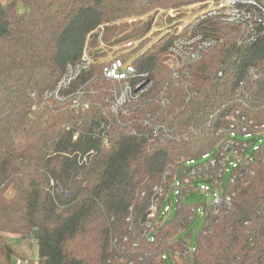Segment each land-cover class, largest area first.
Returning <instances> with one entry per match:
<instances>
[{"label": "trees", "instance_id": "1", "mask_svg": "<svg viewBox=\"0 0 264 264\" xmlns=\"http://www.w3.org/2000/svg\"><path fill=\"white\" fill-rule=\"evenodd\" d=\"M175 1L0 0V264H10L15 255L10 235L27 246L36 242L37 258L27 264H109L111 236L123 233L126 215L134 214L135 219L142 215L150 188L167 163L204 152L211 133L204 129L209 114L224 111L245 66L264 62V39L242 49L235 45L233 26L208 18L197 27H187L217 45L190 67L197 96L185 105L173 104L183 106L170 123L179 134L190 135L192 127L200 130L198 136L177 145L154 146L124 137L114 128L109 146L103 147L92 134L99 122L108 120L101 112L76 113L54 102L42 103V93L54 88L65 67L80 61L99 39L107 47L137 48L148 38L151 24L143 22L135 30V40L110 42L109 30L126 18L128 7L152 3L142 13L146 14L190 4ZM127 20L136 24L143 18ZM170 41L148 45V51L133 62L138 73L149 72L155 90L163 81L162 72L167 69L166 79L170 77L166 57ZM104 64L93 53L92 69L81 73L62 95L78 91ZM222 69L226 74L217 79ZM89 87L86 95L106 106L107 90L98 84ZM142 192L147 196L141 197ZM246 220L253 221L250 227ZM247 231L259 234L260 245L249 248L245 238L238 239ZM198 255L203 264H227L236 256L245 264H264V167L242 189L230 211L207 223Z\"/></svg>", "mask_w": 264, "mask_h": 264}, {"label": "built area", "instance_id": "2", "mask_svg": "<svg viewBox=\"0 0 264 264\" xmlns=\"http://www.w3.org/2000/svg\"><path fill=\"white\" fill-rule=\"evenodd\" d=\"M183 8L197 11L199 15L172 37L166 51L170 77L157 90L149 72L138 73L118 59L102 68L107 79L126 82L106 98L101 113L108 120L99 122L92 130L103 147L109 146V134L114 128L124 137L145 140L154 146L177 145L199 135L198 128L192 127L190 135H185L170 125L174 116L183 110V106L173 107V104L178 101V105H185L197 96L190 67L203 60L217 41L187 27H197L208 18L233 26L237 30L235 45L242 49L264 39V0H196ZM173 12L170 10L169 15ZM172 19H177L176 15ZM178 23L176 20L170 26L177 30ZM86 60L83 54L79 62L65 67L54 88L42 93L44 105L68 101L75 112L89 109L87 102L80 105L78 100L95 78L72 95H62L72 81L88 70ZM233 69L231 72H235ZM225 74L222 69L216 78L221 79ZM131 104L135 107L130 109ZM98 106L95 104V108ZM171 107L173 114H169ZM208 118L204 129L211 133L204 152L195 158H174L164 166L148 196L141 193V197H148L147 206L139 218L135 219L131 213L126 215L123 233L111 236L109 264H203L198 255V242L206 233L207 223L230 211L242 189L264 167V62L245 66L224 102V111L211 113ZM195 191L207 196L201 203V211L186 202V197ZM171 212L174 215L169 217ZM195 213L203 223L194 247L190 248L184 229ZM252 223V220L244 222L246 227ZM258 237V233L251 231L238 235V239H246L249 248L260 245ZM239 260L236 256L227 264H245Z\"/></svg>", "mask_w": 264, "mask_h": 264}, {"label": "rangeland", "instance_id": "3", "mask_svg": "<svg viewBox=\"0 0 264 264\" xmlns=\"http://www.w3.org/2000/svg\"><path fill=\"white\" fill-rule=\"evenodd\" d=\"M151 1H153V0H151ZM195 1L196 0H178L175 2H181V4H179V5H183V4H186L189 2L192 3ZM145 3H148V1H146ZM145 3L143 2L141 4H138V2H137V4H133L131 7H128L127 12H126L127 14H125V16H123L126 18H123L122 20L114 22L113 25L116 24L115 29L109 30L108 35H109L110 40H111L110 42L115 40V41H120L123 43V41L126 42L127 38L130 40L131 39L135 40V36H134V34L136 33L135 30L138 28H141L142 27L141 25L143 22H147V23L151 24V29L148 32V38L141 41L142 43L140 42L141 44L139 43L140 45L137 48L135 46H131L129 48H124L123 46H122L123 48L121 46L107 47L101 41V39H99L97 42V47H94L92 49L90 48V50H92V51L88 50L89 53L86 54V56L88 55L87 60H86V68H88V70L86 71V73H89V71L92 69L91 60L93 57V53H95L98 60H101L105 63L104 66H106L107 64L109 65V63H111L113 60L119 59L125 65H131L132 67H134L133 62H135L140 56H142V54H144L146 51H148V49H149L148 45L150 46V44H152L156 41L157 42L158 41L159 42H163V41L166 42V41L171 40L172 35H174L175 32L180 33L186 24L190 23L194 18H196L199 15V13L197 11H188L187 9H184L183 8L184 6L179 7V8H166V9L157 8V9L153 10V13L148 12L146 14H142V13L146 12L149 9V7H152V5H151L152 3H149L150 4L149 6L146 5ZM164 3H166V2H164ZM179 5H177V6H179ZM160 9H162L163 11H161ZM170 10L174 11L172 13L173 14L172 16H169ZM174 15H176V18H177L174 21H176V20L179 21L178 26H177V30L175 27L170 26L174 22V21H172V18L174 17ZM182 16H184V17H182ZM138 18H143L141 23L134 24V23H131L127 20V19H130L131 21H136ZM170 20H171V22H169ZM122 23H127L128 27H126V28L125 27H117L119 25H122ZM123 25H126V24H123ZM119 47H121V48H119ZM118 49H120V50H118ZM102 53H104L105 55H103ZM101 55H102V58H101ZM97 62H99V61H97ZM88 63H89V65H88ZM164 65H165V63H164ZM104 66H102L100 68V70H98V72L91 77V80L95 78V81L91 85L98 84L99 87L102 88V90H107V96H108L111 94L112 90H116V89L119 90V89L123 88V86H124V84H126V82L124 83L123 81H111V80L107 79L104 76L103 70H102V68ZM167 77H168V71L166 69V71H164L160 74L159 79L161 81L163 80L162 82H164L165 80H167L166 79ZM151 79L152 78L150 76V80ZM151 82L155 83V80L152 79ZM88 89H86L85 92L82 91L81 96H79L80 100H78V102L80 103V105L87 102L89 104V109L87 111H90V112L92 110L99 111V112L104 111L105 106L104 107L98 106L97 108H95V104H97V102H95V99L90 98L93 95H91V96L86 95ZM105 95L106 94H104V96ZM107 96H105L103 98V102L105 103V105H106ZM90 105H93V107H91ZM131 106L135 107L133 104H131V105H129L130 109H131ZM58 107H61V108L64 107L68 111L70 110L71 112H75L71 108V105H64L61 103L58 105ZM108 109H109V107H108ZM87 111L82 110L83 113H85ZM196 185H198V184H196ZM206 200H207L206 194L199 192V191H195L194 193H191L190 195H188L186 197V202L195 205L196 208L199 209V211L202 210L201 203L205 202ZM173 215H174L173 212L168 214L169 217H172ZM202 223H203V221H202L201 217L199 216V214L195 213L191 222L184 229V235H187L189 237V247L190 248L194 247V245H195L197 234L202 227ZM10 237L12 240V242H11L12 248L15 251V255L11 258L10 264H17L18 260L21 261V264H27L28 261L36 260L37 249L35 246V243H36L35 241H32L31 245L27 246V243L25 241H20L19 239L16 238V236L10 235Z\"/></svg>", "mask_w": 264, "mask_h": 264}]
</instances>
